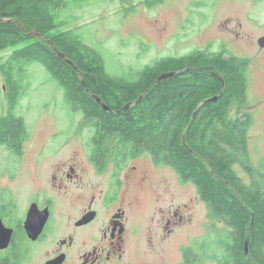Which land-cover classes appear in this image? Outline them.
I'll use <instances>...</instances> for the list:
<instances>
[{"label":"flooded vegetation","instance_id":"1","mask_svg":"<svg viewBox=\"0 0 264 264\" xmlns=\"http://www.w3.org/2000/svg\"><path fill=\"white\" fill-rule=\"evenodd\" d=\"M221 49L228 50L223 43H218L214 50L202 48L210 55ZM233 64L239 68V64ZM184 72L187 70L176 71L180 75ZM216 73L214 76L221 83L219 92L201 98L192 117L204 103H215L221 98L222 73ZM111 75L124 78V73ZM178 80L187 85L193 83L190 75ZM247 88L248 77L243 90L248 110L235 109V115L229 117V108L237 107L236 97L230 96L228 121L239 122L246 115L248 124H252V112L259 111L260 106L248 105ZM118 90H123L124 95L123 85ZM118 98L111 106L98 101L109 115L88 116L69 103L73 114L67 135L52 134L50 142L45 140L34 154L24 149L35 136L27 124L23 141L12 147L0 144V221L11 232L8 246L0 249V258L15 256L17 240L21 238L42 247L40 264L58 257L59 264H242L233 245L228 244L230 234L204 243L207 230L199 233L186 228L194 206L200 202L208 208L206 201L200 199L190 174L181 171L176 150L151 147L144 142L149 139H144L143 133L135 132L133 127H139L138 112L133 109L137 101H128L124 106V96ZM18 106L19 103L16 111L20 110ZM145 111L148 113L149 109ZM131 128L133 133L129 132ZM183 136L181 142L186 152L198 156L206 165L207 160L197 150L183 143ZM73 143L78 147H69ZM245 152V161H233L234 177L239 185L253 191L258 187L264 192V154L255 155L258 150L251 152L248 135ZM236 167L248 176V183L236 173ZM27 169H33L32 178ZM225 182L229 183L227 179ZM193 188L196 198L189 193L190 189L194 192ZM29 213L30 227L38 230L35 238L25 228ZM236 248L239 253L240 247ZM24 250L29 255L31 248ZM241 260L243 264H264L256 258L253 247L247 245L245 251L244 244Z\"/></svg>","mask_w":264,"mask_h":264},{"label":"trees","instance_id":"2","mask_svg":"<svg viewBox=\"0 0 264 264\" xmlns=\"http://www.w3.org/2000/svg\"><path fill=\"white\" fill-rule=\"evenodd\" d=\"M85 2L0 0V54L8 51L5 53L7 57L0 55V73L6 82L4 89L8 91L6 107L0 105V144L16 146L26 137V122L16 107L27 94L26 64L29 62L41 64L62 89L64 99L88 116L109 115L102 110L95 96L108 105L115 97L124 96L121 99L124 106L126 102L136 100L133 109L138 112L139 127L132 123L130 126H134L136 133H143L144 139H149L144 141L147 145L177 151L181 171L188 172L194 179L200 199L206 201L210 215L229 228L222 235L225 238L230 234L228 244L233 245L237 260L243 264L242 246L248 239V246L253 247L256 258L264 263V192L258 187L253 191L244 184L239 185L231 168L233 161H245L248 116H242L239 122L227 118L230 96L236 97L238 108L246 105L243 90L247 84L248 60L226 49L214 52L215 55H210L208 50L193 49L180 55L163 56L141 68L124 72V78L111 75L105 68L102 55L85 43L75 28L61 29L67 22L60 18L59 12L71 5L82 6ZM161 2L144 0L141 3L152 7ZM29 31H38L51 42L41 37L32 38L27 34ZM16 44L21 45L12 48ZM51 45L72 64L60 58ZM233 63L239 64V68ZM178 70L187 72L180 75L176 73ZM172 71L174 74L157 79ZM217 71L223 78L221 98L215 103H204L192 117L201 98L219 92L221 83L214 76ZM187 75L193 78L192 85L177 81L178 77ZM120 85L124 86V95L123 90L119 93ZM145 108L149 109L148 113ZM183 134L185 143L207 160L206 165L198 156L186 152L181 142ZM226 179L229 183L225 182ZM20 263L21 258L16 254L0 258V264Z\"/></svg>","mask_w":264,"mask_h":264},{"label":"rangeland","instance_id":"3","mask_svg":"<svg viewBox=\"0 0 264 264\" xmlns=\"http://www.w3.org/2000/svg\"><path fill=\"white\" fill-rule=\"evenodd\" d=\"M142 1L86 0L82 6L71 5L59 12L60 18L67 22L61 29L75 28L80 38L102 55L105 68L111 74L128 73L167 55H180L203 47L214 50L218 43H223L225 48L248 60L247 102L253 108L255 103L259 104L260 108L252 112L253 122L248 125L246 134L251 152L255 154L258 150L255 155H263L264 49L257 41L264 35V0H162L152 7ZM5 53L8 51L0 55L7 57ZM26 71L27 94L20 99L17 112L24 117L30 133L35 134L30 145L24 146L34 154L40 149L37 146L45 140L50 142L52 134L63 132L62 135H67L73 107L70 108L62 89L41 64L29 62ZM5 84L0 73L1 106H6L8 91L3 88ZM235 109L248 110V106H231L229 117L235 115ZM69 147L78 146L73 143ZM26 171L31 178L34 176L33 169ZM235 171L244 183H248L245 173L238 167ZM193 190L189 193L196 198ZM198 204L194 206L186 228L199 233L207 230L204 243L215 242V238L228 232L229 228L212 217L206 205ZM17 241L15 254L20 256V264H40L42 247L25 243L21 238ZM28 246L31 251L26 255L24 249Z\"/></svg>","mask_w":264,"mask_h":264},{"label":"water","instance_id":"4","mask_svg":"<svg viewBox=\"0 0 264 264\" xmlns=\"http://www.w3.org/2000/svg\"><path fill=\"white\" fill-rule=\"evenodd\" d=\"M27 34L29 36H31L32 38H43L44 40H46L47 42H51L44 34L38 32V31H29L27 32ZM258 45L262 48H264V35H262L261 37L258 38ZM52 46V45H51ZM53 50L57 53V55L60 57V58H63L68 64H72V62L67 59L65 57V55L60 52L56 47L52 46ZM173 72H167V73H163L161 74L157 79L160 80V79H163V78H166L170 75H172ZM220 80L222 81V84H223V79L220 77ZM96 100L97 101H100L99 97L95 96ZM103 108H106L103 104ZM183 143L185 144V140H184V136H183ZM29 219L26 220L25 222V228L27 229V233L30 237L32 238H35L37 233H38V230H33L30 225H29V220H30V213L28 215ZM10 233L11 232H7L4 228H3V225L1 224V221H0V249H3V248H6L9 244V241H10ZM247 245H248V239L245 240L244 242V249L245 251H247ZM61 262V258H56L54 259L53 261H47L45 264H59Z\"/></svg>","mask_w":264,"mask_h":264}]
</instances>
